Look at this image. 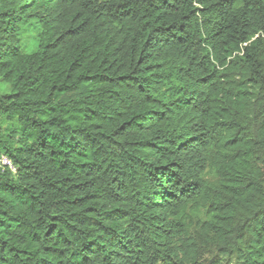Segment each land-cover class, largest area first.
<instances>
[{"label":"trees","instance_id":"trees-1","mask_svg":"<svg viewBox=\"0 0 264 264\" xmlns=\"http://www.w3.org/2000/svg\"><path fill=\"white\" fill-rule=\"evenodd\" d=\"M0 81V264H264V0H0Z\"/></svg>","mask_w":264,"mask_h":264},{"label":"rangeland","instance_id":"rangeland-1","mask_svg":"<svg viewBox=\"0 0 264 264\" xmlns=\"http://www.w3.org/2000/svg\"><path fill=\"white\" fill-rule=\"evenodd\" d=\"M38 28L35 29H27L19 34V43L18 46L20 47L21 51L23 52H31L35 49L36 45L38 44ZM8 91L7 86L0 81V94L5 93ZM222 264H241L240 260L235 256H230L225 259Z\"/></svg>","mask_w":264,"mask_h":264},{"label":"built area","instance_id":"built-area-1","mask_svg":"<svg viewBox=\"0 0 264 264\" xmlns=\"http://www.w3.org/2000/svg\"><path fill=\"white\" fill-rule=\"evenodd\" d=\"M0 170L1 171L7 170L11 173H15L16 171V167L12 159L4 153H0Z\"/></svg>","mask_w":264,"mask_h":264}]
</instances>
